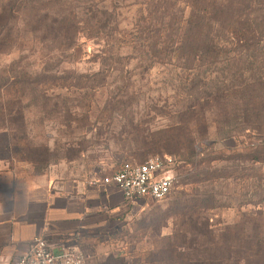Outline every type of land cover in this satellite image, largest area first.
I'll return each mask as SVG.
<instances>
[{
  "label": "rangeland",
  "instance_id": "374dc122",
  "mask_svg": "<svg viewBox=\"0 0 264 264\" xmlns=\"http://www.w3.org/2000/svg\"><path fill=\"white\" fill-rule=\"evenodd\" d=\"M12 1L28 0H0V17ZM35 2L42 11L27 8L13 18L16 40L0 50V79L12 76L13 68L39 76L46 69L45 76L69 80L40 86L43 98H33L34 87L28 86L21 108L14 92L0 101V188L92 182L106 190L103 179L125 165L173 156L179 171L172 196L125 201L112 212L110 228L99 233L98 240L112 242L109 264H264L261 122L225 125L219 106L218 112L197 114L192 94L203 88L190 84L203 70L184 71L176 63L152 69L136 61L103 65L108 57L87 31L66 50L48 44L53 30L34 29L46 16L48 25L111 20L129 31L146 0ZM230 75L220 66L211 77ZM235 105L229 104V115L238 114Z\"/></svg>",
  "mask_w": 264,
  "mask_h": 264
},
{
  "label": "trees",
  "instance_id": "16d2710c",
  "mask_svg": "<svg viewBox=\"0 0 264 264\" xmlns=\"http://www.w3.org/2000/svg\"><path fill=\"white\" fill-rule=\"evenodd\" d=\"M35 3V0L10 3L7 13L0 17V50L13 46L16 40L13 22L16 13L27 8L37 13L43 10L42 4ZM139 15L129 31H122L120 25L111 20L93 19L95 22L84 27L78 22L67 24L57 20L48 25L46 16L34 29L38 31L43 26L53 30L54 36L48 39V44L66 50L75 47L80 34L87 31V39L102 48V53L108 57L102 59L103 65L120 66L136 61L147 69L176 63L184 71L203 70L190 84L192 89L203 88L192 94L199 107L197 114L205 116L210 109L218 112L219 106L225 125L242 119L240 125L246 126L255 119L261 122L260 129L264 127V73L261 72L264 57L260 55L264 50V0H146ZM124 52L135 56L126 59L122 57ZM220 66L232 74L230 79L211 77L215 72L218 74ZM252 71L258 72L257 77L246 78V73ZM11 73L12 76L0 79V101L14 92L20 108L28 86L34 87L33 98H43L40 86H62L60 82L69 80L45 76L46 69L40 76L18 73L13 68ZM97 77L98 74L94 78ZM232 102L237 104L238 114L234 116L228 111ZM6 112L12 114L11 106ZM206 134L207 131L201 136ZM177 171L179 165L176 174ZM177 189L178 180L175 191Z\"/></svg>",
  "mask_w": 264,
  "mask_h": 264
},
{
  "label": "crops",
  "instance_id": "0c3cea01",
  "mask_svg": "<svg viewBox=\"0 0 264 264\" xmlns=\"http://www.w3.org/2000/svg\"><path fill=\"white\" fill-rule=\"evenodd\" d=\"M101 188L92 182L87 187L44 183L0 188V264H14L38 237L78 244L89 255L88 264H109L112 242L98 240V235L110 228L112 212L125 199L115 187Z\"/></svg>",
  "mask_w": 264,
  "mask_h": 264
},
{
  "label": "built area",
  "instance_id": "2783aa9c",
  "mask_svg": "<svg viewBox=\"0 0 264 264\" xmlns=\"http://www.w3.org/2000/svg\"><path fill=\"white\" fill-rule=\"evenodd\" d=\"M177 165L173 156L151 157L143 164L125 165L105 177L102 184L118 189L127 203L145 199L161 202L175 192ZM89 258L78 244H54L38 237L14 264H88Z\"/></svg>",
  "mask_w": 264,
  "mask_h": 264
}]
</instances>
